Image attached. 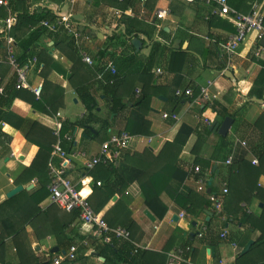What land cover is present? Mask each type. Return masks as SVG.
Returning a JSON list of instances; mask_svg holds the SVG:
<instances>
[{
  "label": "crops",
  "instance_id": "obj_1",
  "mask_svg": "<svg viewBox=\"0 0 264 264\" xmlns=\"http://www.w3.org/2000/svg\"><path fill=\"white\" fill-rule=\"evenodd\" d=\"M25 1L24 7L29 8L30 12L37 13L52 11L58 15L68 6V11L71 12L75 22L87 26L85 33L81 31L83 33L81 51L97 57L98 51L108 50L104 67L114 66L113 57L121 59L135 53L142 62L147 63L151 71L149 75L134 73L127 79V83L119 92L126 106L123 108L120 106L121 110L116 115H112L109 111V102L103 95L104 83L97 80L96 74L82 60L79 63L82 66L79 74L73 75L75 60L79 62L77 56L70 49L62 50L56 46V37L46 28L47 31L42 32L36 46L25 56L26 59L35 57L41 64L32 71L30 84L33 87L41 85L42 92H44L46 80L61 87L64 90L63 105L55 115L49 116L32 109L27 102L21 100L15 102L13 111L25 118L26 123L20 129L8 124L3 126L12 137V142L6 148L0 147V205L8 200L7 194L16 187L14 179L24 166H30L38 151L37 147L27 142L24 129L34 121L51 129L55 126V119L75 123L85 117L87 110L76 91L77 87L85 83L98 101V116L103 119L110 117L108 129H111L113 133L123 131L129 133L132 132V129H128L129 123L130 127H135L133 130H136L138 124L148 122V133L130 134L133 140L128 149L129 152L140 153L148 149L157 156L166 143L175 140L183 125L189 126L194 131L180 155V160L189 170L190 175L182 184L174 182L173 186L182 192V195L188 196L192 193L195 200L194 210L198 216L189 214L187 210L177 206L170 196L164 194L163 201L168 205L169 211L163 220H159L145 206L140 183L133 180L121 199L116 195V200L113 198L99 212L105 218L118 200L124 201L122 210H113L115 213L120 212L122 218H113L112 214L105 218L109 226L124 227V223L130 219L127 216L132 217L136 222L133 235L137 244L154 252H161L168 248L167 253H170L176 249L185 248L188 238L195 236L204 224L205 218L208 217L211 218L209 238L205 243H201L198 238L192 242V251L188 257L189 264H237L238 259L244 256L242 252L248 243L253 242L252 248L262 237V229L252 228L246 221L248 217L264 218V157L262 158L264 154V51L262 47L264 45L262 42L257 41L255 34L248 36L229 64L220 44L227 42L235 32L234 25L217 14L215 4L208 5L201 1L187 3L181 0H157L151 11L146 8L148 0L145 4H142L141 0H133L126 10L120 8V5L125 4L123 0H120V3L116 0ZM167 8L170 15L164 20H157V11ZM250 8L249 3V7L242 5L237 11L248 13ZM132 14L134 17L131 18L139 20L137 27L142 30V33H136L134 38L129 39L124 36L126 28L120 22L124 16ZM75 16H79L81 20H76ZM41 22L40 25L29 27L28 33L42 26ZM134 39L141 41L140 49L133 45ZM15 40L17 55L22 57L23 48L18 45L16 38ZM155 42L161 44L159 53L155 59L147 62ZM0 43V58L4 59V44ZM73 47L80 56V50L75 44ZM43 58L48 61L47 78L42 73L46 69V65L42 62ZM158 69L162 71L161 74L157 73ZM73 76L75 77L71 81L70 78ZM14 81L15 75L12 69L2 60L0 87H8ZM208 83H211L210 90L216 95V99L212 102L218 103L217 108L221 114L214 111L211 105L203 110L206 103L204 104L200 98V87L207 86ZM188 88L193 90V98L176 96L177 90ZM138 90L141 95L148 92L151 96L142 107V111L134 105L139 98ZM164 113H175L179 116V120H165ZM225 113L233 115V117L227 116L233 120L232 127L225 136L227 142L222 141L224 136L218 131L210 129L213 122H217L218 126L223 123L227 118L223 117ZM83 133V128L76 127L73 133L67 134L74 137L75 151H84L91 157L98 154L104 142L103 139L107 140L109 137L108 130L106 134L104 132L95 140L84 139ZM68 145L70 144L65 141L64 147L67 148ZM127 158L130 159L131 155ZM230 158H232V164L228 165L226 162ZM198 159L210 164L208 176L210 174L212 176L209 182L195 179L201 171L200 165L196 167L200 171H194L196 169L194 164ZM254 160L258 163L254 164ZM82 163L81 159L75 158L69 177L90 201L93 194V178L85 173ZM233 168H235L234 171ZM237 168H241V171H236ZM230 182L233 197L230 199L229 189V193L224 198L222 213L225 220L215 212L212 204L200 213L204 202L203 192H212V196H220L223 184ZM24 187L26 189L28 186ZM201 187L204 190H200ZM32 189H36V184ZM50 205L49 199L43 203L44 208ZM146 211L151 213L154 221L146 215ZM52 225L46 223L44 230H39V236L48 234L49 227ZM261 226L264 228V221ZM73 229L80 237L89 235L85 239H77L78 244L86 242L85 256H92L102 263L99 253L95 251L102 242L90 238L92 230L83 226L82 223L70 226L69 230ZM225 229L228 231V237L223 239L220 235ZM26 233V245L37 258L47 260L51 258V255L64 254L69 249L60 245L61 237L59 236L58 239L55 234L39 239L31 225L26 227ZM174 237L175 240L168 246V242ZM54 248H59V252L52 253ZM94 253H97L98 257L93 256ZM263 253L264 250L256 251L253 258L259 260ZM1 258L2 262H8V264L19 263V256L11 237L7 239L6 250Z\"/></svg>",
  "mask_w": 264,
  "mask_h": 264
},
{
  "label": "trees",
  "instance_id": "obj_2",
  "mask_svg": "<svg viewBox=\"0 0 264 264\" xmlns=\"http://www.w3.org/2000/svg\"><path fill=\"white\" fill-rule=\"evenodd\" d=\"M116 1L120 3V0ZM123 1L125 4H122V6L120 5V8L126 10L133 0ZM262 1L263 0H229V3L230 6L238 10L242 5L249 7V3L252 6L255 2ZM9 2V8L13 9V13L16 17L13 35L18 40V45H20L24 51L23 56L19 58L21 61H26L28 60L25 58L26 54L31 52L30 50L36 46L35 44L39 41L42 32L47 31L46 28L39 26L36 30L28 33L29 27L36 26L37 24L40 25V22L44 20L54 22L57 20L58 16L52 11L47 13L30 12L29 8L24 7V3H26L25 0H9ZM156 2L157 0H148L146 8L150 11L153 10ZM6 15L7 10L1 8L0 16L5 17ZM138 21L137 18H131L129 16H124L121 19L120 24L124 25L126 28L125 37L132 39L138 33H142V30L137 27V24L139 23ZM78 28L83 31V33L87 31V26L82 23H78ZM51 35L56 37V46L62 50L70 49L77 56L79 62L77 63L75 60L73 68V75L76 74L77 76L82 66L79 64L81 62L80 56L73 47V40H71V38L63 31L57 33L53 32ZM88 35L90 36V34ZM1 36H3V32H0V42L4 44V40ZM160 48L161 44L155 42L151 55L147 58V62L157 57L156 55H158ZM107 51V49H102L96 54V56L100 58L97 64V71L103 75L105 80L103 82V95L109 102V111L112 115H116L121 110V107L123 108L126 106L122 102L123 99L119 96V92L127 83V79L134 73L138 75H149L151 68L147 66V63L142 62L140 57L134 53L131 55L128 54L121 59H115L113 57L112 61L116 68V74H112L111 68L104 67ZM23 58L25 59L23 60ZM42 62L46 65V69L42 72L46 77L48 61L46 58H43ZM74 77L75 76L70 78V80L73 81ZM76 91L78 98L87 110V114L75 123L68 121L63 122L61 135L64 136L67 133L71 134L76 127H81L84 129V139H98L104 132L106 134L110 126V117L103 119L98 116V101L96 97L92 95L85 83L77 87ZM63 98L64 90L57 85L47 82V80L44 84V92H42L40 98H37L29 90H17L15 88V81L8 87H5L3 93H0V147L6 148L7 145L12 142V137L6 132L5 127L2 126L3 123L18 129L23 128V124L26 123L25 118L13 111V106L17 100L27 102L32 109L40 111L45 115L53 116L62 107ZM150 98L151 96L149 93L144 92L134 105L142 110V107L150 100ZM208 105H211L214 111L221 114L217 108V102L206 103L203 110L208 108ZM227 116L233 117V115L229 113L223 114V117ZM148 128V122L138 124L136 130H133L135 127H130V123L128 125V129H132V132H129L131 135L148 133ZM55 129V126L50 129L38 121L30 123L29 126L24 129L27 142L37 147L38 151L30 166H24L21 172L16 176L14 184L16 186H29L35 181L36 189H31L30 191L25 189L0 205V262L2 264H8V262H2L1 255L5 252L6 242L10 237L13 239V244L19 256L18 264H53L55 255H51V258L47 260L40 259L34 256L31 249L27 247L26 227L28 225L33 227L36 237H39V239H45L49 234L57 235L58 239L60 236V245L66 249L78 244L77 239H85L86 236L89 237V235L80 237L76 234L74 229L69 230L70 226L82 223L83 226H86L91 230L93 229L92 226L83 224V222L80 221V213L78 210L68 213L55 204H51L47 208L43 207V203L50 198L48 186L51 183V178L49 175L48 164L52 153V146L56 142V136L54 135ZM208 131L212 133L210 130ZM193 132L192 128L183 125L175 140L166 143L160 154L157 156H154L148 149H144L140 153H132L128 150H124L121 154V160H119L118 163L109 166H97L93 170L85 171L87 175L93 178V194L91 195L90 203L95 212H101L116 195L121 199L131 181L135 180L140 183L142 188L145 206L159 220H163L169 211L168 205L163 201L164 194L170 196L177 206L187 210L189 214H194V217H197L198 214L196 213V210H194L195 200L193 199L192 193L188 196L182 195V192L178 191L173 186L174 182L182 184L190 175L189 170L182 164L180 155ZM103 140L105 141L106 138ZM222 141L227 142V137H222ZM72 145L73 144H70L68 145L69 147H65L66 150L70 151ZM129 155H131L130 159L127 158ZM263 157L264 154L262 155V158ZM198 165L201 166V171L195 176V179L197 181L203 179L206 182H209L212 176L211 174L208 176L210 164L198 159L194 164V168ZM234 169L235 168L232 170L234 171ZM237 170L240 172L241 168H237L236 171ZM98 181H101L102 186H97ZM228 186L230 189V194L228 195L231 199L233 197L231 182ZM211 196L212 192H203L202 197L204 202L200 209V213H203L205 208L208 209V207L211 206ZM123 204V200H118L115 207L109 210L105 215V218H108L109 214H112L113 218H122L120 212L115 213L113 210H122ZM238 209L241 211L239 206ZM222 215L223 214H219V216ZM127 218L130 219L124 223V227L131 232L132 240L135 241L133 228L135 227L136 222L132 217L127 216ZM53 220H55V222ZM246 221L252 228L262 229V237L252 246L251 250L246 255L238 259L237 264H264V253L259 257V260L253 258V254L256 251L259 252V250H264V228L261 226L264 218L248 217ZM46 223L53 225L49 227L48 234L44 233V236L40 237L39 230H44ZM204 224L208 226V233L204 235L203 238H198L201 243H205L207 238H209L208 235L211 218H205ZM196 238V234L194 237H189L186 247H191L192 242ZM174 240L175 237L171 238L168 242V246L172 244ZM99 246L100 247L95 251L99 253V257L105 259L104 264H166L167 261L168 248H165L161 252H154L148 249H139L136 251L135 246L131 242H123L116 239H113L109 244L99 243ZM85 249L86 248L84 247H80L78 257L75 261H66L62 264H77L79 261L89 258L90 256H85ZM190 249L192 251V247ZM191 251L186 253V258L189 257Z\"/></svg>",
  "mask_w": 264,
  "mask_h": 264
},
{
  "label": "built area",
  "instance_id": "obj_3",
  "mask_svg": "<svg viewBox=\"0 0 264 264\" xmlns=\"http://www.w3.org/2000/svg\"><path fill=\"white\" fill-rule=\"evenodd\" d=\"M147 0H141L142 4H145ZM187 3H196L198 1L205 2L206 4H215L217 6V14L224 19L231 21L235 27V32L230 36L227 42L220 44V47L226 54L228 62L230 64L233 57L237 54L240 45L246 40V38L252 34H255L258 42L264 40V3L255 2L251 6V11L248 14L238 12L230 6L229 0H181ZM0 8L7 10L5 18L0 17V32H3L1 38L4 40L5 58H0V63L5 62L9 65L15 75V88L17 90H29L37 98L41 97L42 86L33 87L30 84V76L36 66H41L37 58L21 61L16 52V40L13 35V28L16 24V17L12 9L9 8L8 0H0ZM170 15L169 9H160L156 13L157 20H164ZM134 17L133 14L129 15ZM44 28H47L51 32L57 33L63 31L74 42L76 48L80 50L79 54L82 62L87 65L95 74L98 81L104 82V77L97 71V64L99 57H93L88 53L81 51L80 45L83 37V33L78 28V23L72 17L70 11L67 15H62L57 18L56 21L51 22L44 20L41 22ZM264 51V47H262ZM112 74H116L115 66H110ZM158 74H161L160 69L157 70ZM211 83L207 86L200 87V98L205 103L212 102L216 99V95L210 90ZM4 88L0 87V93H3ZM138 97L141 96V92L138 90ZM193 90L188 88L185 90H177L176 96L183 98H193ZM163 118L165 120L178 121L179 116L175 113H164ZM4 126V123L2 124ZM63 122L55 119V131L56 142L52 146V153L49 160L48 168L51 183L48 186L50 191L49 201L51 204H55L62 210L71 213L78 210L80 213L79 219L83 224L92 226L91 239L100 241L105 244H109L113 239L118 241L131 242L136 251L139 249H147L142 245L137 244L132 240L131 232L124 227H111L105 220L104 216L100 213H96L92 207L89 198L82 194V190L78 189V186L72 182L69 177V172L73 168V162L75 158L82 160V167L84 171L93 170L97 166H109L116 164L121 158L122 151L128 150L131 146L133 137L128 132L113 133L111 129H108L109 137L101 145V148L97 155L88 156L84 151H75L74 137L73 135L66 134L61 135ZM67 141L71 146V150L68 151L64 147V142ZM246 145L245 142H243ZM228 165L232 164V158L226 162ZM254 164L258 161L254 160ZM200 169L196 168L195 172H199ZM202 184L203 181L201 180ZM35 184V181H33ZM97 186H102L101 182H97ZM200 190H204L202 187ZM229 193L228 183L223 184V191L220 196L214 195L211 197L212 207L218 214H222L224 210V198ZM184 216V214H182ZM225 220V218H223ZM208 232V226L203 224L197 231V238H203ZM221 237L226 239L228 237V231L225 229L221 233ZM86 242L75 244L71 246L64 254H59L53 259V264H62L63 262H73L77 259L80 247H85ZM191 247L179 248L167 254L166 264H188L189 260L186 258V253L190 252Z\"/></svg>",
  "mask_w": 264,
  "mask_h": 264
},
{
  "label": "water",
  "instance_id": "obj_4",
  "mask_svg": "<svg viewBox=\"0 0 264 264\" xmlns=\"http://www.w3.org/2000/svg\"><path fill=\"white\" fill-rule=\"evenodd\" d=\"M68 9H69V7L66 6L65 9L62 10V12H60L57 16L60 17V16H62V15H67V14H68ZM75 19L78 20V21L81 20V19L79 18V16H75ZM133 45H134L137 49H140L142 43H141V41H140L139 39H134V40H133ZM262 45H264V40L262 41ZM232 124H233V120H232L231 118L227 117V118H225V120L223 121V123H222L220 126H218L217 122H213V123L210 125V129H211V130H214V131H218V133H219L220 135H222V136L225 137V136L228 135V133H229L231 127H232ZM33 187H34V185L32 184V185L28 186L26 189H27V190H31ZM24 190H25V187H24V186H22V185H21V186H16L15 188H13V189L7 194V198L10 199V198L16 196L17 194L21 193V192L24 191ZM210 191H211V189L209 190V192H210ZM114 200H116V197H114ZM146 215H147L151 220L154 221V217L151 215V213H150L149 211H146ZM192 236H194V235H192ZM252 243H253L252 241L249 242L248 245L244 248V250H243V252H242L243 255H246V254L249 252ZM58 252H59V248H54V249L52 250V253H58ZM93 256L98 257V254H97V253H94ZM100 258H101V260H102L103 262H105V259H104V258H102V257H100Z\"/></svg>",
  "mask_w": 264,
  "mask_h": 264
},
{
  "label": "rangeland",
  "instance_id": "obj_5",
  "mask_svg": "<svg viewBox=\"0 0 264 264\" xmlns=\"http://www.w3.org/2000/svg\"><path fill=\"white\" fill-rule=\"evenodd\" d=\"M65 264H69V263H65ZM77 264H104V263L103 262L99 263L94 257L91 256L87 259H84L83 261H79V263Z\"/></svg>",
  "mask_w": 264,
  "mask_h": 264
},
{
  "label": "clouds",
  "instance_id": "obj_6",
  "mask_svg": "<svg viewBox=\"0 0 264 264\" xmlns=\"http://www.w3.org/2000/svg\"><path fill=\"white\" fill-rule=\"evenodd\" d=\"M35 185V184H34ZM55 256H57V255H55ZM55 258V257H54ZM64 263V262H63Z\"/></svg>",
  "mask_w": 264,
  "mask_h": 264
}]
</instances>
